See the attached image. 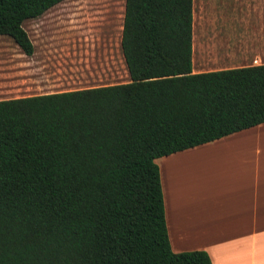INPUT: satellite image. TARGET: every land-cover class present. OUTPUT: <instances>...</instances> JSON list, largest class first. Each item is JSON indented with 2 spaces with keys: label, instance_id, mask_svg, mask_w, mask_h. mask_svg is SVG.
Here are the masks:
<instances>
[{
  "label": "trees",
  "instance_id": "1",
  "mask_svg": "<svg viewBox=\"0 0 264 264\" xmlns=\"http://www.w3.org/2000/svg\"><path fill=\"white\" fill-rule=\"evenodd\" d=\"M63 0H0V36ZM192 0H124L129 82L0 100V264H210L171 252L156 158L264 123V64L191 73Z\"/></svg>",
  "mask_w": 264,
  "mask_h": 264
},
{
  "label": "crops",
  "instance_id": "2",
  "mask_svg": "<svg viewBox=\"0 0 264 264\" xmlns=\"http://www.w3.org/2000/svg\"><path fill=\"white\" fill-rule=\"evenodd\" d=\"M197 14L191 73L264 64V0H205ZM119 55L127 83L120 46ZM108 80L100 72L81 77L80 66L68 91L116 85L102 84ZM29 96L36 95L0 100ZM154 163L171 252L202 251L210 264H264V123Z\"/></svg>",
  "mask_w": 264,
  "mask_h": 264
},
{
  "label": "rangeland",
  "instance_id": "3",
  "mask_svg": "<svg viewBox=\"0 0 264 264\" xmlns=\"http://www.w3.org/2000/svg\"><path fill=\"white\" fill-rule=\"evenodd\" d=\"M124 0H66L27 20L22 27L32 45L24 56L0 36V99L72 90L80 73L111 78L102 84L127 81L119 55ZM205 0H193L192 32L201 27L197 9ZM114 77V78H112Z\"/></svg>",
  "mask_w": 264,
  "mask_h": 264
}]
</instances>
